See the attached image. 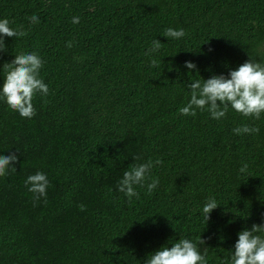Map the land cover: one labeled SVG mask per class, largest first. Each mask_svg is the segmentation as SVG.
Wrapping results in <instances>:
<instances>
[{"label": "trees", "instance_id": "trees-1", "mask_svg": "<svg viewBox=\"0 0 264 264\" xmlns=\"http://www.w3.org/2000/svg\"><path fill=\"white\" fill-rule=\"evenodd\" d=\"M2 19L27 35L4 37L0 89L5 63L37 53L49 94L36 95L32 119L0 99V155L19 156L0 177V264H146L200 236L207 264H232L238 234L264 225V114L180 109L189 82L229 77L250 57L264 64V0H0ZM168 28L185 36L169 39ZM243 126L259 132H233ZM149 160L159 185L135 186L129 200L118 183ZM37 172L46 203L25 185ZM209 198L219 206L207 222Z\"/></svg>", "mask_w": 264, "mask_h": 264}, {"label": "clouds", "instance_id": "clouds-1", "mask_svg": "<svg viewBox=\"0 0 264 264\" xmlns=\"http://www.w3.org/2000/svg\"><path fill=\"white\" fill-rule=\"evenodd\" d=\"M29 21L35 25L39 23V17L32 15ZM73 23H79V17H73ZM27 35L24 31H17L10 27L8 19L0 20V53L6 52L7 47L4 37L19 38ZM169 39H180L185 36L183 29L175 30L168 28L163 33ZM68 47H72L69 43ZM161 42L153 41L152 48L146 53L151 55L159 51ZM43 60L37 53H21L15 56L11 63L3 65L5 79L2 89H0V99H4L8 106L20 114L21 117L32 119L37 115L33 100L37 94L47 96L49 87L40 76L43 68ZM153 67L158 66L156 59L151 60ZM185 66L192 70L196 69L193 62H186ZM230 77V78H229ZM229 77L225 75H213L209 79L189 82L188 87L191 90V96L186 106L180 109V113L185 116H196L197 110L208 111L213 119L219 120L226 117L229 106L236 112L247 118L260 119L264 114V64L253 61L250 57L236 70H231ZM237 135L245 133H258V128H249L248 126L237 127L233 129ZM139 160L140 157H134ZM19 162V156L16 153L10 155H0V177H6L10 173L17 171L16 163ZM162 161L157 160L155 164ZM154 163L149 160L147 163L132 164L129 170H126L122 179L118 183V190L124 193L129 200L132 197H138L135 186H145L147 192L151 194L159 185V178L151 176V169ZM242 173L247 171V165L241 167ZM150 181V182H148ZM29 192L33 194L34 200L44 198L47 202V189L49 180L43 172H37L29 175L25 180ZM215 198H209L205 203L202 214L208 222L210 213L218 207ZM81 211L85 206H80ZM264 225L253 224L251 229H245L238 234V240L235 243L232 264H264ZM206 241L200 237L196 241L181 238L178 242L167 245L155 251L148 256L146 264H207L206 256L208 250L203 253L199 250V245Z\"/></svg>", "mask_w": 264, "mask_h": 264}]
</instances>
